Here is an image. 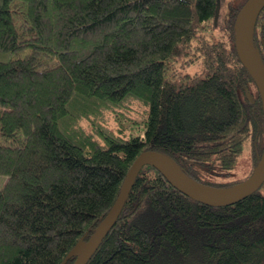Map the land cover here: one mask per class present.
Masks as SVG:
<instances>
[{
  "label": "trees",
  "instance_id": "trees-1",
  "mask_svg": "<svg viewBox=\"0 0 264 264\" xmlns=\"http://www.w3.org/2000/svg\"><path fill=\"white\" fill-rule=\"evenodd\" d=\"M219 1L214 23L217 0H0V264H60L143 151L209 186L251 174L264 113L234 48L247 0ZM253 44L264 65V8ZM86 264H264V183L212 206L144 165Z\"/></svg>",
  "mask_w": 264,
  "mask_h": 264
},
{
  "label": "water",
  "instance_id": "water-1",
  "mask_svg": "<svg viewBox=\"0 0 264 264\" xmlns=\"http://www.w3.org/2000/svg\"><path fill=\"white\" fill-rule=\"evenodd\" d=\"M220 1L217 0L214 23L219 13ZM264 8V0H247L235 20L234 48L258 89L264 113V65L253 44V34L257 17ZM149 165L155 168L167 182L180 193L201 203L212 206H227L238 202L257 191L264 182V145L261 156L248 178L229 187H214L202 184L182 173L165 155L146 150L141 152L130 165L119 192L107 214L99 222L86 240H79L67 253L60 264L74 257L72 264H86L106 233L115 224L138 175L139 170Z\"/></svg>",
  "mask_w": 264,
  "mask_h": 264
},
{
  "label": "rangeland",
  "instance_id": "rangeland-1",
  "mask_svg": "<svg viewBox=\"0 0 264 264\" xmlns=\"http://www.w3.org/2000/svg\"><path fill=\"white\" fill-rule=\"evenodd\" d=\"M241 1L242 0H234V3L235 4H240ZM196 70H198L197 63H193V64H190V65H184L183 64V67L181 68V72L182 73H193ZM176 78L178 79V77H176ZM246 149L247 148H245L243 154L239 158L237 167L235 169H233V170L230 171L231 176H233V177H239V176H241V178H242V177H244L247 174V172H248L247 166H248V163L250 164V160L249 159L247 160V150ZM132 162H131V164H132ZM214 173H217V172H214ZM5 181H6V176L0 174V188L3 187Z\"/></svg>",
  "mask_w": 264,
  "mask_h": 264
}]
</instances>
